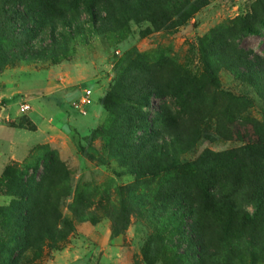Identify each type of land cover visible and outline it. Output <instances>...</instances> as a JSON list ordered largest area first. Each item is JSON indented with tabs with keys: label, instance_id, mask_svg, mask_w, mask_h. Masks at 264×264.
I'll list each match as a JSON object with an SVG mask.
<instances>
[{
	"label": "rangeland",
	"instance_id": "rangeland-1",
	"mask_svg": "<svg viewBox=\"0 0 264 264\" xmlns=\"http://www.w3.org/2000/svg\"><path fill=\"white\" fill-rule=\"evenodd\" d=\"M103 2L50 0L56 24L19 18L0 29L4 70L69 83L62 110L58 96L48 97L56 131L8 164L32 174L38 157L54 154L68 175L55 162L43 166V184L31 182V203L0 177V264H47L66 248L81 249L82 264H264V209L254 181L264 171V76H243L236 64L242 55L264 57V25L259 34L240 26L264 0H188L183 15L172 13L183 0L133 13L110 3L107 14L90 11ZM88 88L92 102L83 105ZM166 109L191 133L176 155L177 143L168 154L161 150L171 138ZM19 111L21 123L35 129L29 111ZM169 154L178 162L172 169ZM153 163L149 174L138 172ZM202 175L198 186L229 188L237 206L215 205L204 216L210 255L205 249L199 259L189 229L159 208L156 195ZM26 219L56 225L55 238L26 241Z\"/></svg>",
	"mask_w": 264,
	"mask_h": 264
},
{
	"label": "trees",
	"instance_id": "trees-1",
	"mask_svg": "<svg viewBox=\"0 0 264 264\" xmlns=\"http://www.w3.org/2000/svg\"><path fill=\"white\" fill-rule=\"evenodd\" d=\"M49 1L50 0H0V29L4 30V28H8L9 25L15 27L17 24V19L19 18L29 19V22H31L32 20H41L56 24L55 22H57V12L52 11L49 5ZM160 1L161 0H104L101 7L97 4H92L89 5V8L92 13H98L100 10H103L107 14L109 13L108 8H110V3L111 5H113L112 8L114 10L120 9L133 13L140 10H145L146 8L151 9L156 2ZM188 5V0H183V4L174 5L175 11L173 10L172 13L183 15L184 12H186L185 10L187 9ZM172 6L173 5H171V8ZM102 7H104L105 9ZM263 25L264 6L263 10L260 12L254 7L251 12L247 13L240 20L241 30L249 34H259L261 32L260 26ZM31 29L32 28L29 27V30ZM252 54L237 57L236 64L238 66L239 72L243 76L258 74L264 76V57L258 54ZM5 64H7V61L0 53V72L4 70ZM164 116L165 118H167V125L165 126L166 129H164L166 130V134H171V138L170 140H166L165 136H162V139L166 140V146L164 144L161 145V150L164 151L165 148V152H167L168 154L170 151L169 144L172 143V147L175 148V143H177V148L176 150H174L176 151V155L180 150L184 151L181 146L185 143V138H188L187 136L191 135V133L188 132V128H185V126L180 124L179 119L175 120L172 110L166 109V111H164L162 114L163 118ZM156 150L157 149L153 147V150L150 154L153 155ZM168 156L171 160V165L169 166V168L172 169V165L174 167L176 165L178 166V162H176L174 158L172 159V156H170V154ZM54 162L61 166L63 177H65V175H68L64 164L54 158V154H49L46 158H37L36 163L32 168V174L25 173L17 166L7 165L2 174L3 180L6 181L9 187L16 190L18 196H24L25 201H30V196L35 190V188L33 189V185H31V182H36L37 178L40 177L39 180L41 179V184H43L45 169L41 170V168L44 166L47 169V167H50V165ZM155 166V163H153L152 166L143 164L139 167L140 169L138 172L142 175L149 174L150 170L153 171V168ZM183 167L184 166H182V168ZM25 168H29V166H25ZM203 180L204 176L202 175L197 179V183L194 181V178L191 180L193 183H191L190 185H184L178 182V187H176L175 189H170V191L168 192L163 191L158 196L156 195V198H160V201L164 202L162 204L163 206H159V208L164 212L168 210V217L174 216L175 218H180V224L183 225V227L189 229L188 231L190 232V234H187L186 236L187 241L189 242V248L191 249L190 252L191 254H194V256L197 254V257L199 259L203 257L201 252L205 249L207 250V255H210L207 249L208 245H205L203 243L205 235L203 232L202 220L204 219V216H206V214L213 213V210H217L215 205H221L223 203L230 208L237 206L229 188L220 185V188L211 190L210 187L213 186L212 184L209 187L198 186L199 182H203ZM41 181H39V183ZM254 181H256L260 186L259 190L261 189V192L257 194L256 198H259L261 207H263L264 209V171L262 172V175L255 178ZM56 184L57 182H54L53 185ZM199 187L201 188L199 189ZM51 198L53 197L49 194L44 199L42 198L39 201V204H41L40 202H44L42 203L43 205L45 204V200L47 203ZM15 202L18 204L17 206H20L18 201ZM54 210V219L58 220L61 217V214L58 213L57 206L56 208H54ZM244 214L245 220H248L249 213L245 212ZM24 218L25 217H23V219ZM25 222L26 224L22 225L21 227L23 229V233H25L24 237L28 242L31 241L39 243V241H42L47 237L55 238V235L58 232L55 228L56 225L54 224L46 223L44 225H36L34 219L30 222L26 219ZM34 227H36V229H34ZM249 236L252 237L253 235ZM262 239H264V237L260 238V240ZM175 255L178 256L177 253H175ZM202 260L205 261L204 258Z\"/></svg>",
	"mask_w": 264,
	"mask_h": 264
},
{
	"label": "crops",
	"instance_id": "crops-1",
	"mask_svg": "<svg viewBox=\"0 0 264 264\" xmlns=\"http://www.w3.org/2000/svg\"><path fill=\"white\" fill-rule=\"evenodd\" d=\"M51 75H22L20 71L6 69L0 72V177L5 167L13 161L26 159L35 145L48 141L57 126L53 124L57 108L50 98L60 99V110L65 105L69 83H52ZM27 95L31 105L28 118L35 124L30 129L21 123L19 111L21 95ZM58 96V97H57ZM24 99V98H22ZM20 100V101H19ZM45 103V104H44ZM81 249H65L58 252L47 264H82ZM105 258V257H104ZM115 264H132L118 259Z\"/></svg>",
	"mask_w": 264,
	"mask_h": 264
},
{
	"label": "built area",
	"instance_id": "built-area-1",
	"mask_svg": "<svg viewBox=\"0 0 264 264\" xmlns=\"http://www.w3.org/2000/svg\"><path fill=\"white\" fill-rule=\"evenodd\" d=\"M81 102L83 105L90 104L92 102V90L90 88L85 89ZM19 104V108L23 113H26L31 109V105L25 99H21Z\"/></svg>",
	"mask_w": 264,
	"mask_h": 264
}]
</instances>
